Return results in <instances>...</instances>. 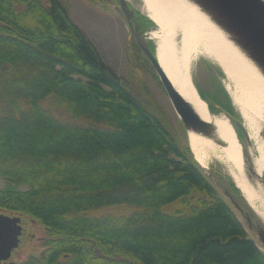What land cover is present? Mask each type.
I'll return each mask as SVG.
<instances>
[{"label": "trees", "instance_id": "1", "mask_svg": "<svg viewBox=\"0 0 264 264\" xmlns=\"http://www.w3.org/2000/svg\"><path fill=\"white\" fill-rule=\"evenodd\" d=\"M24 1L18 13L0 0V176L29 189H0V212L41 223L50 239L41 258L16 264H264L187 143L63 1ZM117 206L132 212L100 213Z\"/></svg>", "mask_w": 264, "mask_h": 264}, {"label": "bare ground", "instance_id": "2", "mask_svg": "<svg viewBox=\"0 0 264 264\" xmlns=\"http://www.w3.org/2000/svg\"><path fill=\"white\" fill-rule=\"evenodd\" d=\"M145 14L159 30L152 35L157 40V55L161 66L181 95L197 113L211 121L218 136L227 146L217 147L210 139L188 133L189 145L196 160L204 167L211 156L228 164L229 171L249 203L264 220V191L251 185L244 176L241 147L230 122L222 116L213 117L205 101L191 81L192 63L199 55L214 60L225 73L229 91L244 119L258 156L255 165L264 173V143L260 131L264 122V78L227 36L187 0H142ZM180 35L181 42L176 41Z\"/></svg>", "mask_w": 264, "mask_h": 264}, {"label": "rangeland", "instance_id": "3", "mask_svg": "<svg viewBox=\"0 0 264 264\" xmlns=\"http://www.w3.org/2000/svg\"><path fill=\"white\" fill-rule=\"evenodd\" d=\"M11 1L18 13H22L26 10L27 5L24 0ZM43 1L45 2V0ZM62 1L68 8L73 21L84 30L90 40L96 45L104 60L116 71L128 87L145 102L147 107L158 115L190 148L188 132L176 113L155 69L135 41L129 43L130 30L123 18L118 1ZM127 1L134 9L150 19L143 10L144 3L142 0ZM151 22L153 23V32H157L159 30L158 26L152 20ZM153 39L157 41L155 38ZM155 46L156 43H154V49ZM191 73L195 83L202 93L208 96V99L215 98L222 104L223 102L221 100L224 99L221 90H224L227 100L226 104H223L229 110L235 112L237 117L244 122L239 108L235 105L232 97L228 93L226 88L228 79L218 63L205 56L199 55L194 63H192ZM44 105L49 108L57 118L69 121L73 120L64 109L57 107L51 101H45ZM78 122L86 123L85 120H78ZM262 129L264 140V122ZM251 146L250 149L254 151V147L256 146H254L253 143H251ZM216 147L217 153L220 154V147L218 145H216ZM206 170L216 173L221 176V178L226 177L230 179L231 182L235 181L229 171L228 164L219 160L216 156H211L209 158ZM9 185H13L17 189L23 191L29 189L28 185H16L0 176V189ZM178 207L177 205H170L165 208V211L174 213ZM131 212V208L117 206L105 209L100 213L122 215ZM7 215L19 217L21 219V225L27 230V236L21 242L20 246L13 251L11 258L3 261L1 264L21 263L31 256L41 258L46 249V244L50 239L47 229L41 223L29 217L23 215Z\"/></svg>", "mask_w": 264, "mask_h": 264}, {"label": "water", "instance_id": "4", "mask_svg": "<svg viewBox=\"0 0 264 264\" xmlns=\"http://www.w3.org/2000/svg\"><path fill=\"white\" fill-rule=\"evenodd\" d=\"M117 1L131 31L129 40L131 36L136 38L141 50L155 69L187 132H194L206 137L220 148L227 146L225 141L218 136L215 125L211 121L203 119L197 113L193 105L181 95L164 71L158 59L157 41L153 39L154 37L152 35L154 33L153 27L147 34L141 37L138 33V28L133 24L134 11L130 8L129 2L127 0ZM187 1L195 5L205 14L256 67L264 78V0ZM181 38L180 35H177L176 41L178 43L181 42ZM149 42L152 43V48ZM154 43H156L155 49ZM190 76L193 85L198 91L191 71ZM202 99L205 101L207 109L213 117H225L233 126L241 147L244 176L251 185L255 187L260 186L264 191V173H259L257 171L255 160L258 153L255 147L254 151L250 149L252 147L251 143L253 142L250 139L244 122L225 108L209 102L206 98ZM260 135L264 143L263 129H261ZM199 165L217 186L222 195L229 201L251 237L264 252V220L257 210L249 203L237 183L235 181L230 182L226 177L221 178V176L212 171L208 172L206 167L202 166L200 163ZM232 184H234V186ZM26 236L27 230L21 225V219L19 217L0 212V264L11 258L13 251L20 246Z\"/></svg>", "mask_w": 264, "mask_h": 264}, {"label": "flooded vegetation", "instance_id": "5", "mask_svg": "<svg viewBox=\"0 0 264 264\" xmlns=\"http://www.w3.org/2000/svg\"><path fill=\"white\" fill-rule=\"evenodd\" d=\"M117 2V0H115ZM130 8L134 11V16H133V24L135 25V27L138 28V33L141 37H143L145 34L148 33V31L152 28V26H145L144 23V19H142L141 16H143L140 12H138L136 9H134L131 4H130ZM122 13V12H121ZM123 15V13H122ZM124 18V15H123ZM125 19V18H124ZM126 22V20H125ZM127 24V22H126ZM128 25V24H127ZM129 27V26H128ZM130 30V29H129ZM130 35H131V31H130ZM130 37V36H129ZM129 40V39H128ZM132 41H135V43L138 45L137 40L134 36H131L129 43H132ZM150 47L152 48V43L149 42ZM139 46V45H138ZM140 48V46H139ZM141 49V48H140ZM144 53V52H143ZM145 55V54H144ZM146 57V56H145ZM199 88V87H198ZM200 90V89H199ZM200 92L202 93V91L200 90ZM224 90H221L222 96L224 100H221L224 104H226V93H224ZM204 94V93H203ZM205 95V94H204ZM206 96V95H205ZM206 99H208V96H206ZM209 102H212L213 104H217L223 108H225L226 110H228L230 113H232L234 116H237L235 112L229 110L222 102V104H220L215 98H211L208 99ZM220 101V100H219Z\"/></svg>", "mask_w": 264, "mask_h": 264}]
</instances>
